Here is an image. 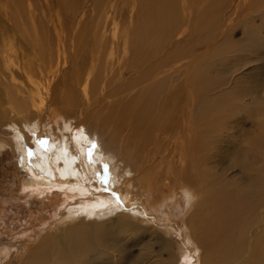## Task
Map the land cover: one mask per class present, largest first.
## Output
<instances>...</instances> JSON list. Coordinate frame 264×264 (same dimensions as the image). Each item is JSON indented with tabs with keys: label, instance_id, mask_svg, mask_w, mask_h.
<instances>
[{
	"label": "bare ground",
	"instance_id": "obj_1",
	"mask_svg": "<svg viewBox=\"0 0 264 264\" xmlns=\"http://www.w3.org/2000/svg\"><path fill=\"white\" fill-rule=\"evenodd\" d=\"M3 1L0 149L68 225L0 264H133L118 242L146 228L179 264H264V0H136L121 30L106 0Z\"/></svg>",
	"mask_w": 264,
	"mask_h": 264
},
{
	"label": "rangeland",
	"instance_id": "obj_2",
	"mask_svg": "<svg viewBox=\"0 0 264 264\" xmlns=\"http://www.w3.org/2000/svg\"><path fill=\"white\" fill-rule=\"evenodd\" d=\"M29 1L32 2L33 0L32 1L29 0ZM80 1L81 3L85 4L84 8L87 10V12L84 15H81L79 17V20H86V19L91 20V17H93L94 15V11L92 10L93 0H80ZM135 1L136 0L134 1L133 0H110L108 2L106 0L110 8L109 17L114 18L115 16V21L114 20L113 21L115 22L118 30H121L124 27L126 28L128 25L127 23L131 21V19L128 18L126 15L125 22H124L123 17L119 16V13L125 12L127 10L134 11L135 6L132 7V2H135ZM34 2L38 4V1L34 0L32 3L34 4ZM242 2L245 5H243ZM249 2L250 0L241 1L242 6L238 8V11L241 9L239 13L244 12ZM4 4H5L4 1L0 0V14H1L0 16H4L2 13V9H4L3 8ZM9 6L11 8L10 1H9ZM5 8L7 7L5 6ZM34 11L37 12L38 7ZM255 13L257 14L254 15L253 22L257 26L261 25V21H260L261 16H259L258 12H255ZM5 17L7 18V16ZM17 17L18 15H16V19H18ZM77 18L78 16L73 20L72 22L73 25H78V22L76 21ZM8 21H10V19H8ZM242 24H243L242 16L237 17L236 20L234 19V22L231 25L232 29H230L228 32L231 40L233 41L237 40V42L242 41V37H243ZM3 25H4V20L0 19V31L3 30L2 28ZM111 26L112 25L109 24L106 27V30H104L107 35H109L110 32L112 31L111 29L113 26L112 27ZM263 32H264V27H263ZM263 32H262V35H264ZM211 48H209L207 52H205V48L204 50L201 49L198 53H201V54L204 53L205 57L210 58ZM261 94L264 95V91L261 92ZM230 137L227 138V140L229 141L228 144L224 142V146L227 145L225 148V156H227L226 160H230L232 158V152L234 149L233 144L235 142H233L232 141L233 139ZM24 174L25 172L19 167L18 160L16 159L15 155L12 154L10 149L8 147H4L0 149V245H1L0 248L10 246L13 243L14 246L22 245V246H25L26 249L31 250L32 248H34L35 245H37V243L40 241V238L42 237V235H44V233L49 231L50 235L57 234L61 229H63L65 226L68 225L65 222H60L58 215L56 216L53 215L52 208L47 206V204L41 203L38 197L34 199L32 196H24V197L21 196V194L19 193L20 191H17L16 181L19 177H23ZM163 191H166V189ZM10 194L12 195L14 194V196L10 197ZM138 201H140V203L142 204L141 200H138ZM170 205H171L170 208H172L174 204L172 203ZM165 209L168 210L167 208ZM171 220H173L177 224L179 222L178 225H181L182 217L177 215V218L173 217L171 218ZM156 223L161 224L162 222L156 221ZM118 228L119 227L117 225L109 222L105 224L104 229L106 230L104 231L103 229V231L107 233L108 239H110L112 234L116 233ZM146 229H149L150 231L148 232V234L146 233L144 235L143 239L133 238L132 236V238L130 237L131 239L129 238V239H125L123 241L118 242L119 245L126 246V250H125L126 256L124 260H127L130 263L132 262L133 264H135L134 263L135 260H137L138 262V263L136 262V264H179V262H177V257H178L177 256L178 239H176L177 237H175L174 235H171L170 237V243H171L170 248L171 249H170L162 245L163 243L162 240L166 237L164 234H160V233L154 234L153 232H151V228H146ZM93 233H95L96 235L99 232L95 231L94 229ZM167 252H169V254ZM22 257L23 255L20 257H17V255L14 253L10 259V264H20L22 262V259H24V257L23 258ZM139 257L140 258L142 257V259H140ZM110 263L117 264V261L116 260L113 261V259H111Z\"/></svg>",
	"mask_w": 264,
	"mask_h": 264
}]
</instances>
